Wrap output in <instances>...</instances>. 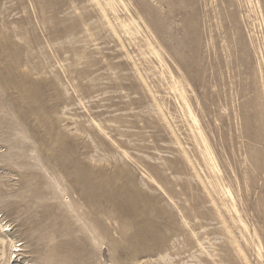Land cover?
Returning a JSON list of instances; mask_svg holds the SVG:
<instances>
[{"label": "rangeland", "instance_id": "374dc122", "mask_svg": "<svg viewBox=\"0 0 264 264\" xmlns=\"http://www.w3.org/2000/svg\"><path fill=\"white\" fill-rule=\"evenodd\" d=\"M0 264H264V0H0Z\"/></svg>", "mask_w": 264, "mask_h": 264}, {"label": "bare ground", "instance_id": "6f19581e", "mask_svg": "<svg viewBox=\"0 0 264 264\" xmlns=\"http://www.w3.org/2000/svg\"><path fill=\"white\" fill-rule=\"evenodd\" d=\"M103 9V8H102ZM109 20V19H108ZM109 23V22H108ZM111 25V24H110ZM142 76V75H141ZM182 148V147H181ZM215 205V204H214ZM5 231V230H4ZM236 245V244H235ZM238 247V246H237ZM240 248V247H239ZM240 252V251H239ZM243 252V251H242ZM244 257H245V255H244ZM245 262V261H244Z\"/></svg>", "mask_w": 264, "mask_h": 264}]
</instances>
